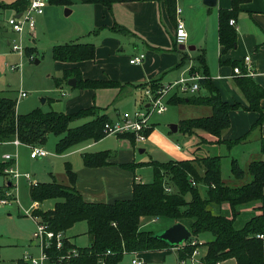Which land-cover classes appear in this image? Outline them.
<instances>
[{"label":"trees","instance_id":"trees-1","mask_svg":"<svg viewBox=\"0 0 264 264\" xmlns=\"http://www.w3.org/2000/svg\"><path fill=\"white\" fill-rule=\"evenodd\" d=\"M49 3L70 4L71 0H47ZM83 3L102 4L107 8L115 2L131 0H79ZM230 10L219 11L218 39L223 47V52L232 48L236 42V30L229 24V19L234 18L239 11V4L247 0H231ZM27 4V0H15L10 6L15 10H21ZM166 10L173 14V0H165ZM2 6V5H1ZM114 31L129 33L130 31L114 24ZM96 31V30H95ZM31 55V51L27 52ZM51 56L55 61L80 62L93 59L95 45L91 42H69L53 45ZM244 71L243 67H240ZM197 71L202 78L198 81L199 88H206V95H192L180 97L173 95L169 104H194L208 106L210 114L200 117L182 119L178 123V131L186 134H197L199 130L217 137V143H224L228 148L248 140L252 130H258L264 120V113L260 106V100L264 97V88L257 84L249 76H237L234 79L236 87L243 94L247 109L259 112L258 119L251 128L241 137L234 140H223L222 135L229 127L230 110L238 108L239 103H230L221 98L218 88L208 76V68L204 55L198 57L196 64L191 67V72ZM75 78L76 85L73 88L99 89L122 88L129 83H121L113 79L83 78L78 67H70L62 70L60 79L67 81ZM150 87H157L156 81L150 82ZM145 87L147 85L140 84ZM72 87V86H71ZM0 90V143L17 139L22 144L30 146L41 145L45 142L48 133L59 136L55 144V152L60 154L71 146L85 140H99L106 134L103 125L111 119L107 114L99 112L95 105L78 109L74 112L42 111L33 109L25 114L17 113V98L5 96ZM91 117L78 126L70 127V123ZM151 129L148 131V134ZM169 133L171 131L169 130ZM121 138L132 135H119ZM204 139L200 137V142ZM197 148V147H196ZM260 152L264 154V137L260 139ZM110 151L87 153L83 156L86 166L94 167L107 163ZM220 155L194 156L185 160H169L160 162L149 160L144 163H136L135 166L149 165L152 167V180L147 183L135 182L132 187L130 199L115 200L112 203L87 202L71 187H65L55 181L40 182L31 185L29 196L31 201L42 202L46 199H60L51 210L43 211L34 208L32 216H36L41 222L47 224L48 229L54 232H65L74 223L84 220L87 222V233L90 236V244L76 247L78 253L70 257V264H118L123 255L128 252H145L173 248L166 241L154 237L151 230H141L140 218L167 217L184 224L191 232L181 247L178 248V264L181 259H187L197 246L192 245V238L202 233L209 232L213 238L205 243L206 251L202 257L206 264H216L229 258H234L236 264H264V239L257 234L264 235V160H251L246 169L241 168L236 159L231 160V175L236 180H243L248 174L249 179L238 185L224 183L220 170ZM9 163H0V168ZM131 168L134 165L124 164ZM1 170V174H5ZM66 172L70 181H74V173L66 164ZM191 180L195 182L191 184ZM173 183L176 189L170 192L164 190V184ZM206 186L205 195L201 194L200 185ZM10 185H6L9 188ZM4 191L1 190L0 196ZM189 194L190 198L186 199ZM227 203L229 213L221 209L222 204ZM259 203L255 210L258 212L240 226L236 224V218L240 209L249 204ZM65 243V247H70ZM74 246V245H73ZM107 251H109L107 253ZM15 264H26L24 261H16Z\"/></svg>","mask_w":264,"mask_h":264},{"label":"crops","instance_id":"crops-1","mask_svg":"<svg viewBox=\"0 0 264 264\" xmlns=\"http://www.w3.org/2000/svg\"><path fill=\"white\" fill-rule=\"evenodd\" d=\"M173 2L174 11L172 15H169L166 10L165 0H131L115 2L110 5V8H107L102 4L85 3L91 5L89 7L87 21L88 26L91 28L87 30V33L92 37L89 42H92L95 45V56L93 59L80 62H61L62 70L70 67H78L83 78H115L122 84L129 83V85L120 89L99 88L79 89V91L75 90L71 96L69 95V98L65 103L67 108L63 107L62 101H59L58 99H49L51 110L70 113L81 108L95 105L101 107V112L107 114L110 119H116L125 115H132L136 110L141 109L140 106L137 107L139 100L141 103V98L144 95L143 87H139L140 84H147L151 81H156L159 85H164L179 80L181 77H186L193 64L189 63L184 69L177 68L179 58L173 51L176 46L174 40L176 22L175 8L180 7V18L183 20L188 34L186 44L188 43L190 47H192L190 50L196 49L197 47L201 52H203L204 49L215 52L218 60L219 73L213 75V77L209 74L208 76L218 88L223 100L230 103L236 102L240 105L238 108L230 110V124L223 133L222 139L234 140L244 135L258 119L259 112L251 111L246 108L247 102L234 83V79L241 75H235L233 73V67L237 66L239 69L240 67H243L244 71L242 72L245 73L247 70L245 57L248 56L250 70L252 71V74L249 77L264 88V0H247L239 4L238 13L234 18H230L235 21V24L231 26L236 30V42L235 45L226 52H223V47L219 43L218 21L220 10L231 9V0H215L214 5H207L203 0H173ZM42 14H39L38 16L40 17ZM114 24L121 25L127 28L130 32L122 33L114 31L111 29ZM128 34L130 35L129 37H131L130 40L125 39ZM125 42L128 44L132 43L134 52L133 54H130L127 59L130 73H127L126 78H122L124 80H121L119 76H117V73L121 70V67L118 66L120 63L119 55L124 49L123 45ZM179 47L180 45H178V49H180ZM145 49L148 50L147 56L144 53ZM139 53L145 54L144 60L140 64L129 63V58ZM7 68H10V66ZM168 73L172 74L167 76ZM111 89H116L122 93L125 91L122 96L123 98H128L130 104H135L134 109L130 110V112L127 110L121 112L117 108H114L113 112H107L103 103L106 101L105 94H108L107 92H112L108 91ZM121 92L119 94H121ZM18 93L17 101L19 98ZM183 94L184 93H180L179 95ZM66 95L67 94L65 93V96ZM260 106L264 113V97L260 100ZM85 118L86 120L84 122L91 119V117ZM168 121L175 122L177 120L176 118L171 117L167 122ZM151 125V132L148 134L147 139L142 143L134 141L133 136V139L130 137L121 138L115 136L112 142L106 144L105 140L108 135H105L103 138L96 141L85 140L79 142L68 148L66 151L58 154L55 152V144L59 137H55L53 141L54 144L46 145L47 148L45 150L48 154L35 158L30 157V145L22 143L15 144L14 140L2 142L0 145H7L11 149L12 154L10 155L13 158V162L16 158L21 157L22 153H27L29 150L28 155L31 160H34L35 163L41 164V168L34 173V175L39 177V179H43L41 181L37 179L32 180L31 175H29L30 178L27 179L24 176L25 174L21 172H18L19 177L13 178L12 175L5 173V186L10 185L9 187L13 190L15 184L11 180L24 178L29 181V191L30 186L35 185L36 183L55 181L65 187H71L87 202L112 203L115 200L130 199L132 196L133 183H147L152 180V167L149 165L135 166L136 163H144L149 160L158 161L157 158L152 155V152L156 149L155 135L157 134L161 136L162 134L156 133V127L153 122H151ZM49 134L50 133H48L47 136ZM195 135L199 140L196 145L197 148L195 147L197 150H205L204 148H200L198 146L199 144L204 147L208 146L209 148L220 147L221 144H224L217 143V137L209 133L198 132ZM200 137L204 139L203 142H200ZM263 137L264 120L258 130H252L250 132L248 140L235 145H242V147L247 148V155L252 160H264V154L260 152V139ZM43 144L35 146L42 147ZM235 145H233L230 150H232ZM175 149L177 152L173 151L169 154L179 155L180 153L178 151H181L182 149L178 143H175ZM99 151L111 152L110 157L107 158V163L94 167L86 166L83 161L84 154ZM49 154L51 155L49 156ZM194 155L195 154L192 152L191 156L187 158L191 159ZM38 158L40 160L38 162L35 161ZM187 158L185 157L184 159ZM2 159L4 158L2 157ZM178 159L181 160L183 158L178 157ZM232 159L236 158L232 157ZM8 162L12 164L11 161L5 159L1 163ZM66 164L70 166L74 173V181H70L69 179L66 172ZM124 164L134 166L127 168ZM13 165L16 166V161ZM32 170L35 171V167L32 168ZM59 200L60 199L54 198L46 199L42 202L31 201V206L32 209L37 208L43 211L51 210ZM258 205L259 204L257 203L254 205H245L240 211L244 210L250 215V218L258 212L255 210ZM221 209L224 212L229 211L228 204H222ZM32 217L35 219L36 224L40 221L38 217ZM63 233L65 236L66 232ZM69 242L75 247H78L72 242V240H69ZM141 253L144 252H137V254ZM147 254L148 253H144L142 256L144 257ZM15 263L16 262L13 264ZM219 264H236V261L234 258H229L221 261Z\"/></svg>","mask_w":264,"mask_h":264},{"label":"rangeland","instance_id":"rangeland-1","mask_svg":"<svg viewBox=\"0 0 264 264\" xmlns=\"http://www.w3.org/2000/svg\"><path fill=\"white\" fill-rule=\"evenodd\" d=\"M14 1L15 0H0V4L2 5L0 6V90H5L2 92L3 95L16 98L19 91H24L26 93V96L19 97L17 101L16 110L17 113L20 114H25L36 108H39L42 111L51 110L49 99H58L59 101H62L63 107L67 108L65 103L68 100L69 95L71 96L75 90L79 91V88L69 86L67 81H61L60 84L56 86V80L60 79L62 75V66L61 62L52 59L51 48L56 44L91 41L90 39H92V37L87 33V30L91 28L87 23L89 7L91 5H87L79 0H71L70 4L47 2L42 16L39 17L38 15H34V30L28 32L27 27L25 26L22 33H17L12 31L11 27L7 24L8 19L15 15L14 7L10 6ZM66 10H70V12L66 14ZM126 36L128 37L125 38L126 40L131 39L129 34ZM14 43L19 45L22 51L12 50V45ZM185 46L186 48L182 50L178 49V44H176L173 49L179 58L177 68L184 69L189 63L196 64L198 57L202 53L208 68V74L213 77V75L219 73L218 60L215 52L211 50L207 51L205 49L201 52L197 47L196 49L190 50L188 49V46H190L188 43ZM123 48V51L119 55L120 63L118 65L121 67V70L117 73V76H119L121 80H124L122 78H126V74L130 73L127 59L130 54H133L134 52L132 43L128 44L125 42ZM28 51H31V55H28ZM144 53L147 56L148 50L145 49ZM6 64L7 67L10 65H18V68L12 70L7 68ZM170 74L172 73H168L167 76ZM111 79L117 80L115 78ZM156 83L158 84V82ZM149 84L150 83H147L145 85L150 87ZM158 86L160 85L158 84ZM158 86L151 88L156 89ZM61 91L65 92L67 95L62 96ZM108 91L112 92H107L108 94H105L106 101L103 103L107 112H113L114 108H117L121 112L125 110L130 112V110L134 109L135 104L132 105L128 98H123L122 94L125 91L123 93L116 89ZM120 92L121 94H119ZM206 93V88L203 85H200V88L195 92V95H206ZM188 94L190 93H185L179 96L186 97L194 95ZM147 102L148 99L143 95L141 103L139 100L137 107L140 106L143 109ZM98 108L100 109L99 112L102 111L101 107ZM208 114H210V108L208 106H198L186 103L168 105L165 112L161 114L153 113L150 117V122L154 123L156 133H161L162 135H155L156 149L153 150L152 155L157 158L158 161L165 162L169 160H179L178 157L183 158L181 160H185L184 158L190 157L192 152L196 156L219 154L221 156L220 170L222 180L229 185H238L244 180L249 179V176L246 174L243 180L234 179L230 171L231 160L232 157H235L238 165L241 168L246 169L247 164L252 160L247 155V148L242 147V145H235L234 148L230 150L232 146L228 148L227 145L224 144L215 148H209L208 146L204 147L199 144L198 146L205 150H197L195 147L199 140L195 134L190 135L180 131L169 133L170 124L178 125L179 121L182 119L200 117ZM171 117L176 118L178 122H167ZM85 120L86 118L75 120L70 123V126L79 125ZM198 132L206 133L201 130ZM55 137L58 138L59 136L50 133L42 147L46 149V145L54 144L53 141ZM114 137L115 136L113 135H108L105 143L109 144L113 141ZM175 143H178L182 149L181 151H178L180 153L179 155L169 154L170 152L176 151ZM5 154H12L11 149L7 145H0V163L4 161L2 157ZM28 154L29 150L27 153H22L21 157L16 158V166L14 165V168L16 167L15 169L19 173L21 172L23 174L31 175L32 180H43L34 175V173L41 168V164L35 163L34 160H31ZM50 155L51 154H49V156ZM39 160L40 159L38 158L35 161L38 162ZM6 167H4L3 170L0 168V172L2 170L6 173ZM34 167L35 171L32 170ZM4 175L5 174L0 173V188L4 191V193H2L3 196L1 195L0 197H5V192L12 190L10 187L8 188L5 186L6 180ZM11 181L15 184V187H13L15 200L11 201L9 204L0 205V264H13L20 260L25 262L24 256L26 254L31 255L32 257H38L40 253V246L33 237V233H35L37 229V224L35 219L31 216L32 202L28 191L29 181L24 178H18ZM192 181L193 180H191V182ZM166 184L171 187V190L176 189L173 183ZM205 189L206 186L204 184L200 185L202 195H205ZM185 197L186 199H189L190 195L187 194ZM254 204L256 203H253V205ZM225 212L226 214L229 213V211ZM249 216L250 215L244 210L240 211L236 218L237 226H240L243 221L249 218ZM175 222L178 221L167 217L155 218L142 216L140 218L139 227L141 230H151L156 234H160ZM45 225L47 224L45 223ZM87 228V222L81 220L65 231L66 237L62 232L64 245L67 242L71 244L69 240H72V242L78 247L89 245L90 236L87 233ZM212 238L213 236L209 232L202 233L198 237L192 238V240L197 241L195 243L197 245L195 249L199 250V258H201L200 260L203 264H206L202 259L206 251L205 243ZM70 247L74 246L71 244ZM176 251L175 247L149 250L144 252L148 253L144 257L142 256L144 253L137 254V252H128L123 255L118 264H133V259H139L141 264H178ZM51 253L58 254L59 252L51 251ZM25 263L29 264V262Z\"/></svg>","mask_w":264,"mask_h":264},{"label":"built area","instance_id":"built-area-1","mask_svg":"<svg viewBox=\"0 0 264 264\" xmlns=\"http://www.w3.org/2000/svg\"><path fill=\"white\" fill-rule=\"evenodd\" d=\"M48 1L47 0H27V4L19 11L15 10V15L10 17L7 21V24L11 27L12 31L17 33H22L24 27H27V31L30 32L34 30L35 22L34 15H39L43 13L44 7ZM18 14V16H16ZM176 22L174 29V40L178 45H185L188 34L184 26L183 20L180 18L181 8H175ZM230 25H234V19L229 20ZM12 50H21V47L17 44L12 45ZM145 58L144 53H139L129 58V63L131 64H140ZM246 62V72L243 73L239 67H233V73L235 75H244L250 76L252 71L249 66V57H245ZM18 68V65H10V69L15 70ZM202 78L197 71L188 72L186 77H181L179 80L160 85L156 89H152L149 86L143 88V93L148 99L145 107L139 110H136L132 115H125L116 119L107 121L103 125V132L106 135L119 136L122 134H131L134 137V141L142 143L147 139L148 131L151 129L152 125L150 122V117L153 113L161 114L167 110L169 105V99L173 95H179L180 93H190L195 94L199 89L198 81ZM62 95H65V92H62ZM26 93L24 91H19L18 97H24ZM15 144L20 142L17 139H14ZM30 157H42L48 154V152L40 146H31L30 147ZM3 158L7 161H11L12 164H9L5 168V172L12 175L13 178L19 177L18 171L14 168L13 158L10 154H5ZM27 179L30 178L29 174L24 175ZM192 185L195 184L194 181L191 182ZM164 190L167 192L171 191V187L167 184H164ZM15 200L13 190H8L5 192V197H0V205L9 204L11 201ZM260 239H264L263 234L256 235ZM33 237L40 246V253L38 257H32L31 255L26 254L24 256L25 262L29 264H70V257L76 256L78 249L74 247H65L63 240L62 232H54L48 229L45 223L39 221L37 223V229L33 233ZM196 240H191V244H195ZM184 244V243H183ZM182 244V245H183ZM181 247V245H179ZM175 247L176 250L179 248ZM51 251L59 252L58 254H52ZM109 251H107L108 253ZM200 252L195 249L192 251L191 255L187 259H181V264H197L201 263V258H199ZM133 264H141L139 259H133ZM220 262H216L219 264Z\"/></svg>","mask_w":264,"mask_h":264},{"label":"water","instance_id":"water-1","mask_svg":"<svg viewBox=\"0 0 264 264\" xmlns=\"http://www.w3.org/2000/svg\"><path fill=\"white\" fill-rule=\"evenodd\" d=\"M203 2L207 5H214L215 0H203ZM1 6V4H0ZM70 10H66V14H68ZM18 16V14L16 15ZM180 49H185V45H180ZM188 49H192V47L188 46ZM67 84L69 86L74 87L76 85V80L75 78H69L67 80ZM178 129L177 124H170L169 125V130L171 132H176ZM154 237L157 239L166 241L169 243L171 246H179L182 245L188 238L191 237V232L190 230L181 222H175L172 224L170 227L166 228L162 233L156 234L154 233Z\"/></svg>","mask_w":264,"mask_h":264}]
</instances>
